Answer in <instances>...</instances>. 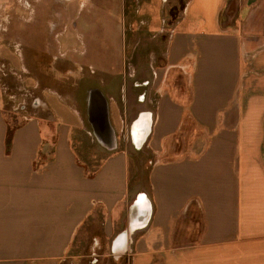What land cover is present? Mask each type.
Wrapping results in <instances>:
<instances>
[{
  "label": "crops",
  "instance_id": "0c3cea01",
  "mask_svg": "<svg viewBox=\"0 0 264 264\" xmlns=\"http://www.w3.org/2000/svg\"><path fill=\"white\" fill-rule=\"evenodd\" d=\"M75 1L57 2L60 36L49 44L62 59L64 49L88 55L62 30ZM46 3L0 0V37L20 22L30 36L26 25L41 26ZM227 3L188 0L179 19L170 15L168 35L164 19L155 32L153 23L123 32V53L133 51L137 66L118 75L90 66L75 101L43 88L70 121L44 101L39 116L11 126L2 75L13 65L0 55V264H264V0H247L230 24L222 21ZM246 10L252 21L244 23L238 12ZM34 33L24 63L39 59L42 70L48 43ZM147 41L162 49L163 65L138 68ZM111 51L98 42L90 58L106 62ZM93 97L103 134L102 103L108 108L113 150L89 121ZM86 138L99 159H81L88 155L76 144Z\"/></svg>",
  "mask_w": 264,
  "mask_h": 264
},
{
  "label": "rangeland",
  "instance_id": "374dc122",
  "mask_svg": "<svg viewBox=\"0 0 264 264\" xmlns=\"http://www.w3.org/2000/svg\"><path fill=\"white\" fill-rule=\"evenodd\" d=\"M187 1L188 0H94L90 7L87 5L86 7L79 8V0H76L74 2L75 8L70 12L68 18L63 19L62 30L64 29L65 34L68 33V36L71 38L70 42L77 48V52L80 53L82 51L85 54L88 53V58H86L87 56H83V54H80L79 58L75 55L74 57H70V54H67V52H70V49H64V58L62 59L59 49L56 50L55 48L57 46L54 47L52 44V47L49 44L51 43L50 41H58V37L60 36L57 35L60 29L54 28V22L59 20V17L64 14V12L61 11L62 9L58 7L61 6L57 4L58 0H47L46 4L49 8V13L46 14V19H43L39 28L34 24L30 26L29 24L26 25L29 27L30 36L28 34L24 36V27L21 22L10 26V33L5 32L0 37V55L3 58H9V60H11L10 63L13 65L12 68L7 66V76L1 73L4 79L3 93L5 95V112L11 126L17 127L24 122L25 118L39 116L40 112L36 108L38 106L40 107V105L42 107L44 101L48 104V112L52 113L54 117L62 115L64 119H67L65 121L72 120V118H74L72 113L67 111L62 103H60L61 99L56 94L49 91L43 92L42 89L50 88L57 90L63 97H69L70 101H75L77 100L75 99V91L78 88L77 85L82 80L88 78L90 66H93L94 70H97L103 68L101 65L104 64L103 66H106L107 70L112 71V73L116 75L123 72V69H134L137 66L136 59L134 58L135 55H132L133 51L131 50L123 53V48H125V46L123 45L122 33L124 32V35L125 32H128L129 35L131 33L136 34L137 31L140 30L141 32L143 29H140V27L143 26L146 28L148 24L151 25L152 23L153 26H149V30L155 32L156 29L154 27L156 23H161L162 19H164L166 24L161 30H165L168 35L167 31L171 29V26L168 24L173 22L170 15H175V20L179 19L180 11ZM246 4L247 0H228L227 7L222 16V21L228 24L235 22L237 20L236 12ZM238 15H240V19L244 21V23L252 21V18H249L247 10L246 12H240V14L238 12ZM47 24L49 30H47ZM4 29H7V23H5ZM35 29L36 32H41V34L38 35V37H40L39 39L44 40L45 38V42L47 41L48 43L47 53L42 56V70L39 68V59L32 62L28 60L26 64L24 63V59L30 58L33 54L32 46L35 41ZM24 39H26V42ZM60 40H65V37H60ZM98 42H100L102 46L112 49L110 56L106 55L110 57L109 60L106 58V62L102 61L100 58L94 61L90 58L93 57V45ZM147 42L150 48L147 46L144 50V54L138 57V68H148L152 63H154V66L163 65L164 60L161 55L162 49L158 47L156 49V43ZM119 47L122 50L121 52H119ZM152 47H155L159 54L156 61L150 59L151 49L153 50ZM101 57H103V54H101ZM131 57L133 59H131ZM25 65L31 70L30 75L32 76L28 75V73H25L23 70ZM30 77L36 79L37 86H35L36 83H34ZM118 78L119 77H117V79ZM97 80H99V77H97L96 81ZM167 83L170 84L171 82ZM175 83L182 84L180 77L175 78ZM38 86L40 87L38 88ZM199 95L200 94H197V103L199 102ZM47 113H43V115H48ZM84 117H86V115ZM87 138L81 139L80 145L76 144V147L80 146L78 152L88 155L82 156L81 159H99L96 154V145Z\"/></svg>",
  "mask_w": 264,
  "mask_h": 264
},
{
  "label": "water",
  "instance_id": "95a60500",
  "mask_svg": "<svg viewBox=\"0 0 264 264\" xmlns=\"http://www.w3.org/2000/svg\"><path fill=\"white\" fill-rule=\"evenodd\" d=\"M96 98V97H95ZM95 98H91V102L89 105V121L92 123L93 128H94V134L97 138V140L99 141V143L101 145H103L104 147H106L109 150H113L116 148V139L113 133V130L110 126L109 123V118H108V108L106 106V103L103 102L102 104V109H101V113L103 115V119L105 121L104 127H105V133L103 134L101 132V130H99V128H97V111H98V107L96 108V104L94 102ZM105 101V100H104ZM146 219V218H145Z\"/></svg>",
  "mask_w": 264,
  "mask_h": 264
},
{
  "label": "flooded vegetation",
  "instance_id": "af4514ba",
  "mask_svg": "<svg viewBox=\"0 0 264 264\" xmlns=\"http://www.w3.org/2000/svg\"><path fill=\"white\" fill-rule=\"evenodd\" d=\"M138 127H139V124L136 125V123H135V124H134V127H133V132H134V134H136V135L138 134V131H139V130H138Z\"/></svg>",
  "mask_w": 264,
  "mask_h": 264
},
{
  "label": "bare ground",
  "instance_id": "6f19581e",
  "mask_svg": "<svg viewBox=\"0 0 264 264\" xmlns=\"http://www.w3.org/2000/svg\"><path fill=\"white\" fill-rule=\"evenodd\" d=\"M232 3V2H231ZM235 7V6H234ZM239 7V6H238ZM247 34V33H246Z\"/></svg>",
  "mask_w": 264,
  "mask_h": 264
}]
</instances>
